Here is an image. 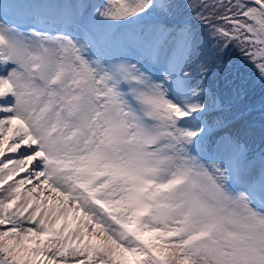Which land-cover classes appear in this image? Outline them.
Wrapping results in <instances>:
<instances>
[{"label":"snow or ice","instance_id":"6c2138e0","mask_svg":"<svg viewBox=\"0 0 264 264\" xmlns=\"http://www.w3.org/2000/svg\"><path fill=\"white\" fill-rule=\"evenodd\" d=\"M230 50L264 81V0H0V264H264Z\"/></svg>","mask_w":264,"mask_h":264},{"label":"trees","instance_id":"16d2710c","mask_svg":"<svg viewBox=\"0 0 264 264\" xmlns=\"http://www.w3.org/2000/svg\"><path fill=\"white\" fill-rule=\"evenodd\" d=\"M224 60L231 68L209 81L220 98L215 116L226 124L222 133H242L259 155L264 152V81L251 65L242 63L238 51L230 50Z\"/></svg>","mask_w":264,"mask_h":264},{"label":"rangeland","instance_id":"374dc122","mask_svg":"<svg viewBox=\"0 0 264 264\" xmlns=\"http://www.w3.org/2000/svg\"><path fill=\"white\" fill-rule=\"evenodd\" d=\"M46 195H47V193H46Z\"/></svg>","mask_w":264,"mask_h":264}]
</instances>
